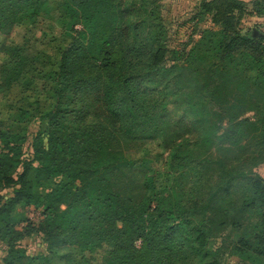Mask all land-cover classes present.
<instances>
[{
	"label": "trees",
	"instance_id": "trees-1",
	"mask_svg": "<svg viewBox=\"0 0 264 264\" xmlns=\"http://www.w3.org/2000/svg\"><path fill=\"white\" fill-rule=\"evenodd\" d=\"M163 1L63 0L73 35L35 51L20 129L15 83L0 84L1 264H264V27L241 25L264 0H197L186 21L208 25L172 59ZM36 3L0 0L4 66L35 46L8 40ZM191 71L193 114L175 116L172 85ZM114 152L126 173L86 257L92 242L59 217L96 218L90 186Z\"/></svg>",
	"mask_w": 264,
	"mask_h": 264
},
{
	"label": "rangeland",
	"instance_id": "rangeland-1",
	"mask_svg": "<svg viewBox=\"0 0 264 264\" xmlns=\"http://www.w3.org/2000/svg\"><path fill=\"white\" fill-rule=\"evenodd\" d=\"M197 0H164L163 9L166 12L165 18L170 22L169 27V38H170V51L172 53L168 55V59L178 58L182 53L181 50L187 43H189L190 37L194 40L198 39V31L203 23L187 22L193 11L194 4ZM244 2H250L252 0H243ZM65 4L63 0H37V3L33 10L27 13V16L16 26H14L12 32L9 35V43L17 45L22 48L26 41L34 44L27 49L28 54L24 57H20V60L16 62H8L5 65L4 59L0 60V84L8 83V80L14 82L13 94L18 95L19 89H21L25 83L28 81V77L34 71V54L35 51L40 47L42 43L50 37H61L68 39L73 35V30H71V20L69 19L68 12L66 11ZM252 24H261L264 27V17L256 18L249 17L242 20V27L247 28ZM76 29V28H75ZM192 41V42H193ZM191 42V43H192ZM187 45V50L191 48L192 44ZM42 46V45H41ZM177 51V52H176ZM186 61H190V58L185 59L182 65L185 66V70L191 65ZM188 66V67H187ZM189 69V68H188ZM177 71V70H176ZM195 77V73L191 71L188 74V79L184 81L177 80L173 83V89L171 91L170 105L169 109L173 107L172 113L175 116L185 115L186 117H191L192 112L189 111L190 101H196L194 85L191 84V79ZM182 82L187 87L186 93H181ZM197 85V84H196ZM26 87V86H25ZM178 88V89H175ZM19 99V100H18ZM17 106L15 111L11 112L9 115V126L7 128L20 129L23 125V120L32 119L29 114L33 111H25L28 107V102L17 96ZM24 101V102H23ZM22 102V103H21ZM177 104V105H176ZM26 113V114H24ZM34 113V112H33ZM250 115H254L249 112ZM45 127V124H43ZM34 130L33 127L30 132ZM15 133V130L13 131ZM183 132V131H178ZM179 134V133H178ZM28 148L25 147V152ZM132 152V151H131ZM126 154H121L114 152V155L106 154L103 155L99 164L98 172L94 182L90 186L89 198L97 210L96 218L91 220L77 219L70 216L59 217V223L63 229H70L76 231V235L82 237L83 240L87 239L92 243L86 246L84 255L86 257L94 255V244L99 245L97 240V233L102 229V219L105 217L110 220V216L107 213V208L113 205L115 198L113 197V185L115 181H121L125 175V165H126ZM255 172L264 178V164L259 166ZM236 197V195H234ZM38 210L29 209L26 213V217L31 219V221L38 220ZM95 242V243H94ZM97 243V244H96ZM26 248L27 254L37 253L42 251L43 247L40 248L38 243L29 245ZM40 249V250H39ZM0 264H1V249H0Z\"/></svg>",
	"mask_w": 264,
	"mask_h": 264
}]
</instances>
